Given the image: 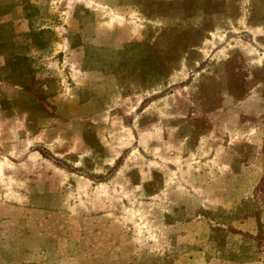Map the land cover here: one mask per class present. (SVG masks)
Instances as JSON below:
<instances>
[{"label":"rangeland","instance_id":"374dc122","mask_svg":"<svg viewBox=\"0 0 264 264\" xmlns=\"http://www.w3.org/2000/svg\"><path fill=\"white\" fill-rule=\"evenodd\" d=\"M146 1L28 0L29 20L0 0L50 112L0 84V159L35 185V209L0 219V264H264V86L227 87L237 64L264 72V0ZM177 26L201 37L169 77L124 49Z\"/></svg>","mask_w":264,"mask_h":264},{"label":"trees","instance_id":"16d2710c","mask_svg":"<svg viewBox=\"0 0 264 264\" xmlns=\"http://www.w3.org/2000/svg\"><path fill=\"white\" fill-rule=\"evenodd\" d=\"M194 1H196L197 7L202 10V13L210 15L212 12H216L217 9H221L228 0ZM24 2H27V9H25V12L26 10L28 11L25 14L30 20L32 18V10H35L36 7L29 4L28 0H24ZM140 3L146 5L148 2L146 0H140ZM141 8H143L142 12L148 18L150 12L146 11L144 7ZM9 10V7H3L0 5V18L8 13ZM83 12L87 16L92 15L87 9H83ZM42 33H35L33 31L26 33V40L33 46L43 48L46 46V43L43 39H40ZM199 34L201 37L200 30L191 28L185 30L182 34L183 36L179 37V26H177L160 30L156 33L153 41L148 38L150 35L147 34L143 43H130L125 46L124 49L144 46L146 55L143 57L142 61L147 66L146 73H158L162 74L164 77H169L171 72L177 69L181 54L191 50L199 43L196 39ZM15 37H17V35L14 33L13 28L11 29L10 23H0V55L5 57V65L0 68V84L8 83L13 88L21 90L25 94L28 104L35 106L36 109L45 114H50L47 108V96L43 92L45 85L43 82H39L35 77L34 69L28 62V57L19 56V54L16 53ZM71 47L74 46L71 45ZM6 71H8V74L3 78L2 72ZM259 73H254L253 78L248 80L251 72H249V70L243 65V62L239 65L237 64L235 68L231 69L229 72L227 87L230 90H233L236 97L242 99L248 94L250 89H253L258 84L261 83L264 86V72L262 75ZM49 81L50 79L44 80V82ZM0 103H4L1 94ZM150 186H152L151 182L145 185L146 188Z\"/></svg>","mask_w":264,"mask_h":264},{"label":"crops","instance_id":"0c3cea01","mask_svg":"<svg viewBox=\"0 0 264 264\" xmlns=\"http://www.w3.org/2000/svg\"><path fill=\"white\" fill-rule=\"evenodd\" d=\"M7 158V157H6ZM4 158V159H6ZM44 162V161H43ZM46 164V163H41ZM8 162H5L0 159V199L5 200L4 202H0V219L3 221L2 223H7L9 221L13 222L15 220H19L15 217V213L17 210H26L30 211L33 208L31 204V193L33 192V171L30 167L21 175H16L14 172L7 171ZM1 167L5 168L1 170ZM40 172V171H39ZM37 171V176L41 175ZM18 180L15 178L16 176ZM49 178V177H47ZM83 177H79L81 180ZM38 180V179H37ZM48 180V187L54 186V182H50ZM16 181V182H15ZM35 183V181H34ZM5 208V209H4ZM4 210H8V213L5 214ZM20 221V220H19Z\"/></svg>","mask_w":264,"mask_h":264}]
</instances>
